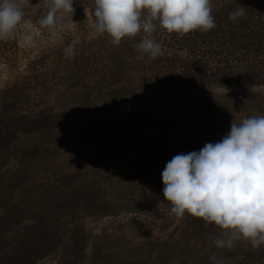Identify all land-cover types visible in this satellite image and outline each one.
I'll list each match as a JSON object with an SVG mask.
<instances>
[{
	"label": "rangeland",
	"instance_id": "rangeland-1",
	"mask_svg": "<svg viewBox=\"0 0 264 264\" xmlns=\"http://www.w3.org/2000/svg\"><path fill=\"white\" fill-rule=\"evenodd\" d=\"M16 3L0 40V264H264V244L219 249L224 229L172 214L162 181L175 155L264 116V86L149 87L130 44L91 27L92 0L58 36L45 0Z\"/></svg>",
	"mask_w": 264,
	"mask_h": 264
},
{
	"label": "clouds",
	"instance_id": "clouds-1",
	"mask_svg": "<svg viewBox=\"0 0 264 264\" xmlns=\"http://www.w3.org/2000/svg\"><path fill=\"white\" fill-rule=\"evenodd\" d=\"M48 11L39 23L54 35L64 31L73 18L74 0H45ZM98 34L107 33L113 45L124 37L143 32L135 47L141 58L156 59L163 48L152 33L157 26L169 33L186 35L193 30L207 32L216 27L211 0H94ZM245 15L244 7L229 14L236 22ZM24 13L16 0H0V40L15 33ZM26 38L20 39L21 45ZM65 56L74 58L69 47ZM163 195L171 203V213L203 218L225 230L215 240L219 249H231L237 240L250 241L253 248L264 244V116H252L232 122L230 131L215 143L199 151L175 155L162 172ZM212 264H222L216 255Z\"/></svg>",
	"mask_w": 264,
	"mask_h": 264
},
{
	"label": "trees",
	"instance_id": "trees-1",
	"mask_svg": "<svg viewBox=\"0 0 264 264\" xmlns=\"http://www.w3.org/2000/svg\"><path fill=\"white\" fill-rule=\"evenodd\" d=\"M241 6L245 15L233 22L229 14ZM211 7L216 27L207 32L193 30L181 36L157 26L152 38L161 44L163 55L156 59L141 58L135 47L143 32L122 38L141 58L147 86H164L168 93L264 86V0H211Z\"/></svg>",
	"mask_w": 264,
	"mask_h": 264
}]
</instances>
